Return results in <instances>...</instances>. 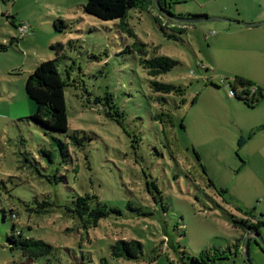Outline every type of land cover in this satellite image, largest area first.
Returning a JSON list of instances; mask_svg holds the SVG:
<instances>
[{"label":"rangeland","instance_id":"374dc122","mask_svg":"<svg viewBox=\"0 0 264 264\" xmlns=\"http://www.w3.org/2000/svg\"><path fill=\"white\" fill-rule=\"evenodd\" d=\"M85 2L0 0V264H204L193 257L225 249L240 236L231 215L252 218L248 211L259 215L264 209V99L249 107L229 91L235 76L264 88V54L236 47L235 37L214 39L211 27L228 22L199 20L176 33L170 24L160 27L153 8L131 9L129 26L148 55L155 47L177 60L157 77L176 90L161 94L150 87L152 78L132 47L135 37L117 20L85 13ZM260 7L264 0H181L172 11H214L250 21L245 19ZM58 18L64 21L59 29ZM20 24L26 25L23 34ZM56 53L57 67L69 82L64 87L69 128L87 138L80 147L68 141L66 157L55 150L49 159L41 151L51 149L49 133L26 120L36 104L24 83L39 62ZM107 91L125 114L123 127L94 103ZM160 95L165 99L156 98ZM160 110L161 123L155 118ZM160 127L176 158L163 145ZM146 179L155 180L156 200ZM86 192L118 207L120 214L111 212L96 226L80 228L78 219L57 204ZM42 201L54 202L48 212L26 209ZM11 208L17 213L12 218ZM13 223L23 235L50 243L53 252L30 260L10 249L6 237ZM120 239L139 240L141 256L113 258L111 245ZM223 264H243L242 254Z\"/></svg>","mask_w":264,"mask_h":264},{"label":"trees","instance_id":"16d2710c","mask_svg":"<svg viewBox=\"0 0 264 264\" xmlns=\"http://www.w3.org/2000/svg\"><path fill=\"white\" fill-rule=\"evenodd\" d=\"M181 0H86L83 5L84 12L93 15L101 20H117L118 27L127 32L130 36L135 37V41L132 47L136 49L140 54V62L146 69V73L152 79L150 80V87L153 91L161 94L171 93L176 90V86L170 82H163L157 79V77L171 69L177 60L170 56L159 54L155 47L152 53L148 55L146 44L136 38L134 32L128 23L129 10L149 11L151 8L156 10L154 17L155 21L160 24L163 29L165 26L171 27L176 33L185 31L186 24L191 22L178 21L172 18H200L206 16V14L195 15L190 13L174 12L172 6ZM63 25L64 21L61 18L55 20L54 25L59 29V25ZM174 38H178L176 35H171ZM61 46V45H59ZM59 59L58 53L52 59H47L39 62L34 70L28 75L24 83V89L27 96L32 99L36 104L35 112L26 120H30L40 125L51 138L49 150H41L47 152L46 155L51 159V154L56 150L62 157H66L69 154L68 141L75 147H80L83 144V140L87 136L78 129L69 128L68 117L66 113L65 103V91L64 87L69 82L59 71L57 67V60ZM80 86L81 84H76ZM241 87V91H236V86ZM254 87V88H253ZM233 90L232 96H236L242 100L247 106H256L261 99H264V95L259 86H255L250 80L240 76L234 77V82L230 87ZM84 91L86 89L84 88ZM87 92V91H86ZM111 92H105L103 95H97L94 97V103H100L104 106V112L107 117L114 119L118 124L123 127L124 112L120 110L118 105L113 99ZM156 98L164 100L165 97L160 95ZM163 112L160 110L155 118L161 123ZM163 145L168 149L169 153L176 158V154L172 148L170 139L164 133L162 127H160ZM57 135H63L64 138H59ZM140 136H135L139 140ZM189 175L193 180L195 177L189 172ZM51 176L54 181L57 180V174L52 173ZM148 190L152 193L153 198L160 195V191L153 179H146ZM54 202H39L37 208L27 207L29 211H34L37 214L46 213L51 209ZM57 206L63 207L65 213L69 214L73 218H77L80 228L88 229L89 227L96 226L98 221L106 217L109 213L120 214L118 207H112L106 202L99 199L94 193H76L72 196L71 200L66 201L63 204H57ZM130 209L140 211L139 207H132L128 205ZM2 217H7V211L2 210ZM10 216H17L14 209L9 210ZM145 214V212H142ZM247 214L254 218V215L250 211ZM250 217L236 218L234 215L230 216L231 225L240 231V236L229 244L225 249L212 248L202 251L198 256L193 257L194 260L202 262L204 264H223L225 260L232 259L241 254V245L243 242L244 234L249 230L260 231L264 226L263 220L253 221ZM7 243L10 249H17L20 253L30 259H38L41 256L49 255L53 252V246L44 241L41 238L29 237L23 235L21 229H16L15 223L11 225V232L7 234ZM251 237L249 238V241ZM255 240V239H254ZM142 254V243L139 240H115L111 245V255L115 259H138ZM250 258V256H249ZM251 259V258H250ZM243 264H246L242 257ZM102 264H107L104 260Z\"/></svg>","mask_w":264,"mask_h":264},{"label":"crops","instance_id":"0c3cea01","mask_svg":"<svg viewBox=\"0 0 264 264\" xmlns=\"http://www.w3.org/2000/svg\"><path fill=\"white\" fill-rule=\"evenodd\" d=\"M211 0H206V2H210ZM206 14H216V12H206ZM221 14V13H220ZM214 16H221V15H214ZM221 17H226L225 15ZM233 19V17H226ZM264 18V8L260 7L257 12L254 15H251L249 19L245 20H250V21H244V22H258V21H252V20H259ZM237 20V19H235ZM264 20V19H263ZM220 21H225V20H220ZM240 21V20H239ZM228 22L227 25L223 26L221 25L220 27H211V32L210 34L213 35L214 39H220L222 37L230 38V37H235V46L236 47H250L253 48L260 53L264 54V26H260L261 24H255V25H243L237 22ZM251 33V34H250ZM248 34L251 35L250 42H245L242 41L243 37L247 36ZM240 36L239 40H236L237 37ZM249 80V79H248ZM251 82L256 86H259L261 88V91L264 95V88L262 85L259 83H255L253 81L254 79H250ZM254 88V87H253ZM253 221L256 220H263L264 222V209H261L259 212V215H254V218H252ZM264 227V226H263ZM263 227H261L260 231L262 235L264 236V231ZM249 256L251 258V261L253 264H264V247L259 245L253 237H251V240L249 241Z\"/></svg>","mask_w":264,"mask_h":264},{"label":"water","instance_id":"95a60500","mask_svg":"<svg viewBox=\"0 0 264 264\" xmlns=\"http://www.w3.org/2000/svg\"><path fill=\"white\" fill-rule=\"evenodd\" d=\"M157 2V0H155ZM173 19L178 20V21H183V22H195L199 20H209V19H215V20H225L229 22H237L243 25H255V24H261L264 23V20L258 21V22H244V21H239L235 19H230L226 17H221V16H204L200 18H179V17H174L172 16ZM253 237L255 241L264 247V236L262 235L261 231L258 230H249L244 234L243 242L241 245V254L242 257L244 258V261L246 264H253L251 259L249 258V238Z\"/></svg>","mask_w":264,"mask_h":264},{"label":"built area","instance_id":"2783aa9c","mask_svg":"<svg viewBox=\"0 0 264 264\" xmlns=\"http://www.w3.org/2000/svg\"><path fill=\"white\" fill-rule=\"evenodd\" d=\"M18 29H19V32H20L21 34H23V33L26 31V25H25V24H20L19 27H18ZM229 91H230V94L233 93V90H232V89L229 90Z\"/></svg>","mask_w":264,"mask_h":264}]
</instances>
